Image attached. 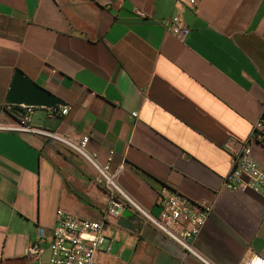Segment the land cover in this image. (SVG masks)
Listing matches in <instances>:
<instances>
[{
  "label": "crops",
  "instance_id": "crops-1",
  "mask_svg": "<svg viewBox=\"0 0 264 264\" xmlns=\"http://www.w3.org/2000/svg\"><path fill=\"white\" fill-rule=\"evenodd\" d=\"M175 16L183 38L164 25ZM17 69L70 106L33 107L31 124L88 136L87 152L145 210L160 214L163 186L214 204L192 241L210 264L264 257V195L224 186V143L264 115V0H0L3 126L19 122L6 102ZM252 147L264 167V144ZM99 178L68 144L0 129V264H50L51 241L39 260L26 250L59 210L101 221L110 193ZM104 231L105 264H206L130 208Z\"/></svg>",
  "mask_w": 264,
  "mask_h": 264
},
{
  "label": "built area",
  "instance_id": "built-area-1",
  "mask_svg": "<svg viewBox=\"0 0 264 264\" xmlns=\"http://www.w3.org/2000/svg\"><path fill=\"white\" fill-rule=\"evenodd\" d=\"M182 4L196 6L198 0H178ZM164 25L175 35L183 38L189 33L179 16L164 21ZM24 114L14 126L0 125V129L31 132L68 144L76 152L83 155L99 171V181L110 193V206L101 221L80 218L63 210L58 211L57 223L51 231L41 226L37 238L26 250V256L36 260L44 252V244L51 241L50 264H105L98 260V252L105 241V222L111 216H117L124 208H130L144 220L152 223L188 253L196 256L206 264H210L200 256L192 246V241L206 223L214 204L196 202L188 196L169 186H163L158 202L163 206L159 215L145 210L135 200L125 194L114 180L115 173H110L107 163L99 166L93 155L87 152L89 137L84 136L76 141L67 140L62 134L44 126H33L31 114L33 107H25ZM57 108V107H56ZM65 115L70 106H58ZM138 114L133 113L136 117ZM264 144V115L254 124L250 136L238 142L231 138L224 143V148L231 155V169L224 178V186L233 190H252L264 195V167L253 155V143ZM247 264H264V257L254 255Z\"/></svg>",
  "mask_w": 264,
  "mask_h": 264
},
{
  "label": "water",
  "instance_id": "water-1",
  "mask_svg": "<svg viewBox=\"0 0 264 264\" xmlns=\"http://www.w3.org/2000/svg\"><path fill=\"white\" fill-rule=\"evenodd\" d=\"M6 102L12 105V113L18 117L24 114L23 106L54 109L60 105H66L64 100L39 85L20 69L15 72ZM128 216H130L129 209H125L121 217L125 219Z\"/></svg>",
  "mask_w": 264,
  "mask_h": 264
}]
</instances>
